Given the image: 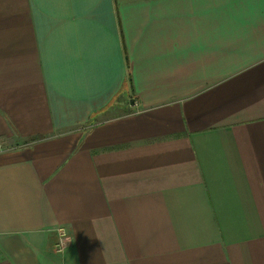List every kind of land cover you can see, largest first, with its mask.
<instances>
[{"label": "crops", "instance_id": "1", "mask_svg": "<svg viewBox=\"0 0 264 264\" xmlns=\"http://www.w3.org/2000/svg\"><path fill=\"white\" fill-rule=\"evenodd\" d=\"M0 140V264H264V0H0Z\"/></svg>", "mask_w": 264, "mask_h": 264}, {"label": "built area", "instance_id": "2", "mask_svg": "<svg viewBox=\"0 0 264 264\" xmlns=\"http://www.w3.org/2000/svg\"><path fill=\"white\" fill-rule=\"evenodd\" d=\"M10 147L2 140H0V153L2 152H5L7 150H9ZM58 237H57V241L55 242V245H54V249L56 252H64L70 245V243L67 245V248H65L62 243H61V240H66L68 238L71 239V236L69 235V233L66 231L65 228H58Z\"/></svg>", "mask_w": 264, "mask_h": 264}, {"label": "clouds", "instance_id": "3", "mask_svg": "<svg viewBox=\"0 0 264 264\" xmlns=\"http://www.w3.org/2000/svg\"><path fill=\"white\" fill-rule=\"evenodd\" d=\"M54 223H55V221H54ZM70 242H71V239H70V238H68V239H66V240H61V243H62V245H63L65 248H67V245H68Z\"/></svg>", "mask_w": 264, "mask_h": 264}]
</instances>
